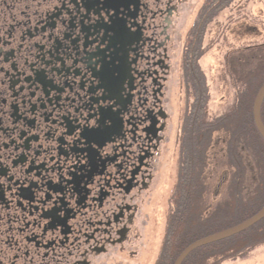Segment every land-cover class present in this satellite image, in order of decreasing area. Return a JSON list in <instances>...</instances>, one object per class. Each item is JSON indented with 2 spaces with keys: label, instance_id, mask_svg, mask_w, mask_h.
<instances>
[{
  "label": "flooded vegetation",
  "instance_id": "obj_1",
  "mask_svg": "<svg viewBox=\"0 0 264 264\" xmlns=\"http://www.w3.org/2000/svg\"><path fill=\"white\" fill-rule=\"evenodd\" d=\"M263 86L264 0H0V264H175L255 217L264 154L229 150ZM182 264H264V218Z\"/></svg>",
  "mask_w": 264,
  "mask_h": 264
},
{
  "label": "trees",
  "instance_id": "obj_2",
  "mask_svg": "<svg viewBox=\"0 0 264 264\" xmlns=\"http://www.w3.org/2000/svg\"><path fill=\"white\" fill-rule=\"evenodd\" d=\"M246 113V112H245ZM248 114V113H247ZM245 116V115H244ZM250 117V113L248 114V118ZM239 121V124H243L244 121H241L242 118L237 119ZM236 120V122H237ZM232 132H233V137L236 138V144H232L230 145L231 149L229 151H234L236 149V154L235 155V158H236V169L237 170H244V168H246V156H245V153L248 152V148L252 147V151L254 153H257L258 155L260 154H264V142L262 140V138L259 136L254 124H252L250 127L248 126H243V129L241 128H234L232 129ZM248 136H251L252 137V140H250V138ZM194 146L195 147H198L199 144L197 142V139L194 140ZM241 150H243L241 152ZM232 153V152H231ZM264 161V157L262 156H258L257 157V162L258 163H261ZM193 174V173H192ZM191 174V175H192ZM236 179L237 181L235 182L236 185H237V200H238V208H237V218L238 219H243L244 217L247 216L246 212L247 211V207H249V205L251 203H255L256 204V201L258 200H255V199H252L251 197H247V192H244L241 188V186H244V181H241L240 178L243 180L245 175H240V172L239 174H236ZM196 179L194 178V175H192V179L189 183V187H188V198H192L193 196L196 195V192H195V186H196ZM248 198L249 200L253 201V202H250V203H247L248 201ZM188 210V209H187ZM232 212V211H231ZM235 215V214H234ZM188 216V215H187ZM232 216V213H230L228 210L227 212H225L223 214V217H227V218H230ZM201 224L200 222V218L198 219L197 222H194V220L191 219V216L189 217V219H183L181 221V223H177L175 224L174 226V229H173V236H172V242L170 243L169 246H171L173 248V250L177 249V246H179L181 244V240L180 239H176L175 237L176 236H179V235H182V234H186V235H190L194 230H197V228L199 227V225ZM221 225L220 223H216V222H208L207 221V224H205V234L209 233V232H212V229ZM225 227L227 225H223L220 226V227ZM254 231H259L257 229H255ZM189 232V233H187ZM260 239H262V236L261 234H259V232H257L256 234H253L251 237L249 238H246L242 241H240V245H238V247H245L253 242L257 243L259 241H261ZM182 247H178V249L180 250ZM167 250V251H166ZM171 250L170 249L168 251V248L166 247L165 248V256L167 255V257H171L170 254H171ZM168 252V253H167ZM176 257V254H174L173 256V259Z\"/></svg>",
  "mask_w": 264,
  "mask_h": 264
},
{
  "label": "water",
  "instance_id": "obj_3",
  "mask_svg": "<svg viewBox=\"0 0 264 264\" xmlns=\"http://www.w3.org/2000/svg\"><path fill=\"white\" fill-rule=\"evenodd\" d=\"M264 100V86L261 88L260 92L258 93L255 104H254V120L256 124V128L261 135L262 139L264 140V127L261 122V105ZM264 218V209L258 213L255 217L250 219L249 221L245 222L242 225H239L229 231L222 232L220 234H217L215 236L209 237L207 239H204L202 241L197 242L196 244L190 246L185 252L182 253V255L177 259L175 264H182L183 261L186 259V257L194 250L210 245L212 243L222 241L225 239H229L233 237L234 235H237L239 233L245 232L246 230L250 229L252 226L260 222Z\"/></svg>",
  "mask_w": 264,
  "mask_h": 264
},
{
  "label": "rangeland",
  "instance_id": "obj_4",
  "mask_svg": "<svg viewBox=\"0 0 264 264\" xmlns=\"http://www.w3.org/2000/svg\"><path fill=\"white\" fill-rule=\"evenodd\" d=\"M189 14V13H188ZM188 14L186 15V17H188ZM142 232H143V229H142Z\"/></svg>",
  "mask_w": 264,
  "mask_h": 264
}]
</instances>
